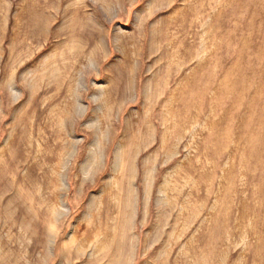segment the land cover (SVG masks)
Returning <instances> with one entry per match:
<instances>
[{"label":"rangeland","instance_id":"374dc122","mask_svg":"<svg viewBox=\"0 0 264 264\" xmlns=\"http://www.w3.org/2000/svg\"><path fill=\"white\" fill-rule=\"evenodd\" d=\"M0 264H264V0H0Z\"/></svg>","mask_w":264,"mask_h":264},{"label":"bare ground","instance_id":"6f19581e","mask_svg":"<svg viewBox=\"0 0 264 264\" xmlns=\"http://www.w3.org/2000/svg\"><path fill=\"white\" fill-rule=\"evenodd\" d=\"M79 99H80V97H79ZM73 146V145H72ZM80 147V145H78L77 146V148H79ZM91 156H93L94 157V155H91ZM90 164V163H89ZM28 169V168H27ZM13 181V180H12ZM102 197V196H101ZM84 235V234H83Z\"/></svg>","mask_w":264,"mask_h":264}]
</instances>
